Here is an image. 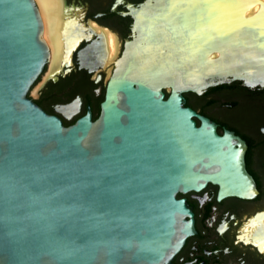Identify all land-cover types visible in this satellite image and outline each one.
I'll list each match as a JSON object with an SVG mask.
<instances>
[{
	"label": "water",
	"instance_id": "95a60500",
	"mask_svg": "<svg viewBox=\"0 0 264 264\" xmlns=\"http://www.w3.org/2000/svg\"><path fill=\"white\" fill-rule=\"evenodd\" d=\"M251 2L132 6L98 118L88 103L66 125L30 93L50 57L36 0H0V264H171L198 233L179 190L255 197L245 139L185 95L264 85V1L246 15Z\"/></svg>",
	"mask_w": 264,
	"mask_h": 264
},
{
	"label": "flooded vegetation",
	"instance_id": "af4514ba",
	"mask_svg": "<svg viewBox=\"0 0 264 264\" xmlns=\"http://www.w3.org/2000/svg\"><path fill=\"white\" fill-rule=\"evenodd\" d=\"M143 1L64 0L68 8L66 20H72L67 29L69 40L77 39V43L69 57L64 55L60 71L43 79L42 97L35 100L48 112L60 115L66 125L85 114L88 103L92 118L97 119L107 80L126 49V40L133 38L135 17L131 7ZM105 29L112 31L118 41L115 58L107 64ZM49 67L50 57L40 77ZM199 95L205 98L204 104L189 105L247 142L246 164L259 191L248 199L228 194L219 200L220 186L211 180L201 189L179 190L178 198L186 197L194 211L198 233L187 235L171 264H264V85L249 86L234 79L211 85ZM76 97L81 98L80 107L67 117L59 105ZM213 104L223 113L210 110L208 105Z\"/></svg>",
	"mask_w": 264,
	"mask_h": 264
},
{
	"label": "bare ground",
	"instance_id": "6f19581e",
	"mask_svg": "<svg viewBox=\"0 0 264 264\" xmlns=\"http://www.w3.org/2000/svg\"><path fill=\"white\" fill-rule=\"evenodd\" d=\"M260 1L264 0H252L251 4H249L246 9V15L255 12L260 7ZM36 2L43 21L42 37L50 47V67L46 73V78L50 76V74H55L56 71L62 68L60 66L64 55L69 57L71 54V44L73 42L71 39L69 40L67 29L72 24V20H66L68 17V8L65 7L64 0H36ZM104 32L105 42H107L108 48V56L105 61V64H107V62L115 58L118 41L116 42L117 39L112 31L105 29ZM64 42L67 43V54H65L66 43ZM36 90L37 89H35V91Z\"/></svg>",
	"mask_w": 264,
	"mask_h": 264
},
{
	"label": "rangeland",
	"instance_id": "374dc122",
	"mask_svg": "<svg viewBox=\"0 0 264 264\" xmlns=\"http://www.w3.org/2000/svg\"><path fill=\"white\" fill-rule=\"evenodd\" d=\"M46 73L47 72H45L42 75V77H40L38 80L36 79V81L33 82L31 87H30L31 88L30 93L34 96V98L42 97L40 85H41L43 79L45 78ZM35 89H37V90L35 91ZM189 96L191 97L192 101L196 103L197 106H202L204 104L205 98L202 97L201 95L190 92ZM208 108L210 110L214 111V113H216V114L223 113L221 111V109L218 106H215L214 104L208 105Z\"/></svg>",
	"mask_w": 264,
	"mask_h": 264
},
{
	"label": "trees",
	"instance_id": "16d2710c",
	"mask_svg": "<svg viewBox=\"0 0 264 264\" xmlns=\"http://www.w3.org/2000/svg\"><path fill=\"white\" fill-rule=\"evenodd\" d=\"M190 92L195 93V94H198V93L193 92V91H187V92H185V95H186V97H187V103H188V104H194V105H196V103L193 102L192 99H191V97L189 96V93H190ZM198 95H199V94H198Z\"/></svg>",
	"mask_w": 264,
	"mask_h": 264
}]
</instances>
